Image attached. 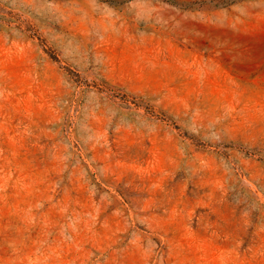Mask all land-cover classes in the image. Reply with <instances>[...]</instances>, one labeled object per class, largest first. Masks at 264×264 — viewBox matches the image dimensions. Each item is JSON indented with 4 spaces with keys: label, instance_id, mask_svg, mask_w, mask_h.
<instances>
[{
    "label": "rangeland",
    "instance_id": "obj_1",
    "mask_svg": "<svg viewBox=\"0 0 264 264\" xmlns=\"http://www.w3.org/2000/svg\"><path fill=\"white\" fill-rule=\"evenodd\" d=\"M0 264H264V0H0Z\"/></svg>",
    "mask_w": 264,
    "mask_h": 264
}]
</instances>
